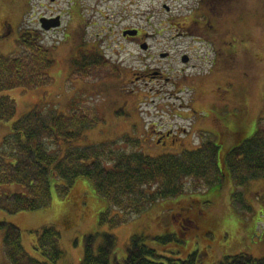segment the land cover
<instances>
[{
  "label": "rangeland",
  "instance_id": "rangeland-1",
  "mask_svg": "<svg viewBox=\"0 0 264 264\" xmlns=\"http://www.w3.org/2000/svg\"><path fill=\"white\" fill-rule=\"evenodd\" d=\"M197 2L0 0V20L6 18L11 27L8 33L6 29L0 30V55L19 54L21 50L17 41L20 31L27 29L37 32L39 41L50 49L53 60L48 71L52 79L49 86L29 91L13 89L0 94L9 97L16 108L13 119L0 122V147L4 138L11 134L13 123L34 108L52 109L68 115L76 105L94 108L103 119L83 133L74 144L76 147L113 142L128 135L140 141L139 151L145 155L180 154L196 150L202 143L200 139H193L191 134L198 128L196 117L206 120L203 129L218 146V157H223L241 140L251 137L259 118L264 117V0H226L220 14L214 17L215 20L212 18L211 26L214 28L194 30L189 26L190 31L212 41L216 53L212 47L196 43L182 29L183 23L190 20L189 8H195ZM50 15H60V27L42 31L38 20ZM125 27L139 28L147 35L150 51L126 44L120 35ZM77 46L78 50L91 55L96 48L100 49L110 62L121 64L125 81L133 80V74L142 76L157 71L160 76L135 81L129 87L135 93L127 94L121 91L115 78L104 76V71L100 77L89 76L87 80L74 77L71 60L76 58ZM160 52H167L168 56L160 58ZM217 52L219 55L214 60ZM183 53L191 58L189 63L181 62ZM212 73L213 77H210ZM213 78L216 86H212ZM190 85L200 89L192 94L188 90ZM180 104L190 105V119L187 123L171 121V125L186 127L190 137H183L175 145L166 147L156 146L152 140L146 141L142 135L146 128L162 120L167 122L165 112L168 108L165 106L177 107ZM210 117L218 120L223 130L221 137L212 133L216 130L217 121L212 119L211 123ZM8 190L27 194L26 189L19 185L9 186ZM51 192V204L46 208L11 216L0 212V221L20 230L24 250L40 262L44 259L34 249L33 242L43 227L50 226L59 231L63 251V256L55 264H81L84 239L96 232L116 237L115 254L118 259L124 257L134 235L144 237L145 244L156 251L161 257L155 259L157 262L167 263L166 258L185 259L203 249V239L178 242L174 236L178 232L179 216L176 214L179 210L190 217L197 209L216 221L212 240L221 244V250L207 247L209 256L214 257V264L224 256L236 254L264 258V179L235 186L226 173L221 186L191 189L176 199L160 201L142 214L125 218L126 221L119 226H113L110 221L100 222L106 206L93 196L86 180H78L66 197L58 196L55 187ZM120 217V213L110 209L107 219ZM165 236H169L171 241L164 243L156 239ZM3 238L0 232V264H9L4 255Z\"/></svg>",
  "mask_w": 264,
  "mask_h": 264
},
{
  "label": "trees",
  "instance_id": "trees-1",
  "mask_svg": "<svg viewBox=\"0 0 264 264\" xmlns=\"http://www.w3.org/2000/svg\"><path fill=\"white\" fill-rule=\"evenodd\" d=\"M17 43L19 54L0 55V94L13 89L35 90L52 83L48 75L53 65L50 49L39 41L37 32L21 30ZM71 67L72 76L83 80L100 77L102 71L104 76H117L95 53L83 50H78V60H71ZM15 114L14 102L0 96V122L13 119ZM100 120L94 108L76 105L68 115L34 108L14 122L0 147V212L11 216L46 208L51 204L52 187L63 198L82 179L88 182L93 196L105 203L100 222L119 226L125 218L142 214L160 201L176 199L191 189L221 186L226 173L235 186L264 179V117L259 118L251 137L241 140L223 157H218V146L212 141H203L196 150L154 157L139 151L140 141L128 135L113 142L74 146ZM12 185L24 187L27 194L11 193L8 187ZM110 209L122 218L107 219ZM0 232L9 264H55L63 256L60 233L52 226L43 227L33 242L44 259L41 262L24 250L16 226L0 221ZM156 239L171 241L169 236ZM143 240L142 236H132L124 257L118 259L116 237L96 232L84 239L81 264H195V253L183 261L157 262L155 259L161 257ZM218 264H264V258L236 254L225 256Z\"/></svg>",
  "mask_w": 264,
  "mask_h": 264
},
{
  "label": "flooded vegetation",
  "instance_id": "flooded-vegetation-1",
  "mask_svg": "<svg viewBox=\"0 0 264 264\" xmlns=\"http://www.w3.org/2000/svg\"><path fill=\"white\" fill-rule=\"evenodd\" d=\"M197 1H198L197 2L198 5L195 8L193 7L189 8L188 11L190 13L189 15L190 20L186 23H183L182 29H184L185 32L188 33L186 35H188L189 37H192L191 39H194L196 43L205 45L207 48L212 47V49L216 53V47L214 46V43L212 41L211 42L208 41V39H206L203 35H199L195 31H190L191 29H189V26L194 27V30L199 29L201 27H204V28L209 27L211 29L214 28L211 26L212 18L213 20H215L214 17L220 14V10H221L220 8L221 6H225L223 2L226 0H213L214 4H210L211 0H206L207 1L206 3H203L205 2V0H197ZM164 8L166 11H168V7L164 6ZM57 17H60V15H50L45 18L53 19ZM41 18H44V16H42ZM76 18H77V24H78V8H77ZM3 19L4 20L1 19L2 21L0 20V30L6 29L7 31L5 30V32L8 33L11 30L10 24H7L6 18H3ZM60 21H61V17H60ZM38 23H39V20H38ZM39 28H40V25H39ZM127 32H132L135 34L134 35H124V33H127ZM203 34H207V33L203 31ZM120 35L126 44L135 46L145 52H148L151 49V47L148 45V42H147L148 36L147 35L145 36V34L139 28L125 27L121 30ZM76 50H77L76 58L78 60V46ZM94 53L96 54V57L102 59V62L105 65V67L115 70L117 74V76L115 77V80L119 83L121 87V91L123 93H126V94L135 93V90H133V88L129 89L130 84H133L135 81H138L141 78L155 79L160 76L159 72L157 71L146 73L142 76H135V74H133V76L135 77L134 78L135 80L133 79L130 81L128 80L125 81L126 79V77H124L125 72L123 71V68H121V64L119 65L118 62L116 63L112 61L110 62L108 59H106L104 52H102L100 49L96 48V51ZM218 55H219V52H217V55L215 56L214 60H216ZM167 56H168L167 52L159 53L160 58H166ZM180 56H181L180 60L183 64L189 63V60L191 61V58L186 53H183ZM183 60H185V62ZM103 70H106V69H103ZM98 71L99 70H96L97 73ZM213 73L212 75L210 74L211 75L210 77H213ZM210 77L208 78V80H211ZM214 81L215 80L213 78L212 86L214 85L216 86V83H215L216 81L215 82ZM198 89H200L199 86L190 85L188 90H191L192 94H194ZM177 91H179V89H177ZM216 100H218V98ZM191 102H193V100H191ZM141 103L142 102L138 103V105H140ZM213 103L215 104V102ZM193 104L196 105L195 102H193ZM214 104H212L211 106H213ZM189 106H190L189 104H186V106H183L182 104H180L177 107L174 105L165 106L166 108H168V110L165 112V114L167 115V118H166L167 122H164L162 120V122H159L158 124H152L151 126L146 128L142 132V135L145 136L146 141L152 140L154 141V144L156 146L166 147L169 145H175V142L177 140L183 139V137H190L188 135L190 132H187L186 127L185 128L173 127L171 125L172 123L171 121H175V120H178L181 122L186 121V123L188 122L187 120L190 119V117L188 116V112H191V109ZM212 119L217 121V125L214 126V129L216 128V130L212 133L213 134L216 133L217 137H221V135H223V130L221 129V127H219V122L215 117L213 118L210 117L209 121L211 123H212ZM206 123H207L206 120L201 119V117H196L195 125L198 128L193 133H191L193 134V137H194L193 139H197V140L200 139L202 140V142L211 141L210 140L211 138L208 137L209 134L207 133V131L203 129V127L206 126ZM201 127H202V130H201ZM176 215L179 216V219L177 220V224H176L178 226V232L174 234V236L176 237L175 239L178 242L179 241L182 242L183 240H187V239L193 242L195 238L202 237L203 249L200 252H197V251L194 252L196 254L195 264H214L213 262L214 257L209 256L210 253L207 249V247L209 246V247H213L215 249L221 250V244L218 242L217 244H215L214 240H212V238H214V229L216 227V221L214 220V218L209 217L202 210H198V209L194 211L192 214H190V217L188 215H183L179 210L177 211ZM190 255H192V253ZM213 256H215V253ZM168 259H173V258H166L167 261ZM185 259H180V260L183 261Z\"/></svg>",
  "mask_w": 264,
  "mask_h": 264
},
{
  "label": "water",
  "instance_id": "water-1",
  "mask_svg": "<svg viewBox=\"0 0 264 264\" xmlns=\"http://www.w3.org/2000/svg\"><path fill=\"white\" fill-rule=\"evenodd\" d=\"M60 24H61L60 17L53 18V19H47L44 17V18L39 19L40 29L46 32L60 27ZM134 34L135 33H132V32L124 33V35H134ZM183 61L185 62V60Z\"/></svg>",
  "mask_w": 264,
  "mask_h": 264
}]
</instances>
